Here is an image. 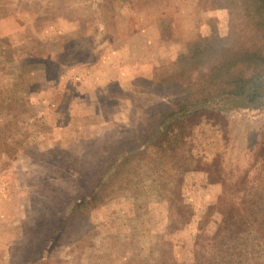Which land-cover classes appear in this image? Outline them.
<instances>
[{
    "label": "rangeland",
    "instance_id": "374dc122",
    "mask_svg": "<svg viewBox=\"0 0 264 264\" xmlns=\"http://www.w3.org/2000/svg\"><path fill=\"white\" fill-rule=\"evenodd\" d=\"M238 2L0 0V264H202L228 209L247 248L217 264H264L263 67L125 151L176 109L196 40L264 49Z\"/></svg>",
    "mask_w": 264,
    "mask_h": 264
},
{
    "label": "trees",
    "instance_id": "16d2710c",
    "mask_svg": "<svg viewBox=\"0 0 264 264\" xmlns=\"http://www.w3.org/2000/svg\"><path fill=\"white\" fill-rule=\"evenodd\" d=\"M238 3L244 18L248 19L247 22L259 34L264 28V0H239ZM217 6L219 7V5ZM221 42L209 43L203 39L196 40L185 54L175 58L171 74L173 77L176 76L177 80L185 78L184 96L174 102L175 110H172L170 106H164L166 111L159 114L160 120L153 132H146L136 138L137 145L131 143L130 149L125 150L126 153L132 151L136 146L137 150L146 149L152 142L154 143L156 138L160 139L164 132L173 127L174 121L178 123L180 119L200 111L216 110L215 106L219 102L241 99L249 94L247 86L254 78L253 74L259 68H264V49L258 50L260 44L254 51L234 49ZM247 70L251 71L252 75L246 76ZM181 83L183 84V81ZM252 93L249 97L253 96ZM262 148L264 149V145ZM257 207L255 204L254 208ZM233 214L234 211L231 209L222 213L217 230L209 238V242H205L208 244L209 251L212 250V252L205 253H210L213 256H207L205 258L207 262L201 261L202 264H217L218 253L227 251L231 253L232 250H229L236 247V244H231V242H236L246 250L249 234L245 230L250 226L249 221L244 218H234ZM253 221L257 222L258 220L253 219ZM233 228H236V231ZM200 235L202 234L200 233ZM200 235H197L196 238ZM203 246L205 247V245ZM195 255L197 252L194 250Z\"/></svg>",
    "mask_w": 264,
    "mask_h": 264
}]
</instances>
